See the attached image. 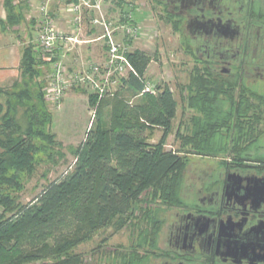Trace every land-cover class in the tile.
I'll list each match as a JSON object with an SVG mask.
<instances>
[{
	"label": "trees",
	"instance_id": "trees-1",
	"mask_svg": "<svg viewBox=\"0 0 264 264\" xmlns=\"http://www.w3.org/2000/svg\"><path fill=\"white\" fill-rule=\"evenodd\" d=\"M18 5L15 0H5L11 27L21 26L26 17ZM259 7L254 0L239 12V18L264 24V9ZM164 14L173 29L181 32L180 22L168 17L166 10ZM260 47L255 60L264 67V44ZM187 53L196 59L190 85L181 87L183 101L195 111L191 119L195 131L187 137V145L192 148L188 155L222 156L221 165L264 162L259 155L263 150L259 140L264 136V94L259 90L263 84H246L244 79L253 72L251 69L249 74L243 69L241 73L218 72L206 57L199 60L190 44ZM128 57L138 76L130 75L121 90L125 86L134 101L124 96L100 101L75 170L50 183L36 199L24 205L13 193L21 188L22 174L33 172L38 162L37 154L42 149L34 138L52 145L55 136L33 127L51 115L44 99L43 71L42 79L37 77L44 67L47 73L50 71L52 60L44 59L37 44L23 46L21 81L14 85L21 88L13 98L26 104L30 125L23 130L9 113L0 122V264H85L76 249L117 218L133 215L145 193L153 190L155 198L172 208L185 202L182 191L188 159L166 152L162 143L149 144L144 136L155 128L168 131L178 102L166 85L157 88L156 96L142 95V78L152 56L135 50ZM38 100L47 112H37ZM96 102L97 97L90 94L89 103ZM154 224L161 232L164 222L158 219ZM159 254L152 256L162 259L167 251ZM136 260L128 263L135 264ZM141 263L142 258L137 264Z\"/></svg>",
	"mask_w": 264,
	"mask_h": 264
},
{
	"label": "rangeland",
	"instance_id": "rangeland-1",
	"mask_svg": "<svg viewBox=\"0 0 264 264\" xmlns=\"http://www.w3.org/2000/svg\"><path fill=\"white\" fill-rule=\"evenodd\" d=\"M27 1L30 4L38 5L39 3L38 0ZM121 1H108L105 4V10L108 16L116 17L118 16L117 11L122 10L124 4L128 3L134 7L133 12L143 32L142 36L138 37L137 41L132 42L129 48L130 51L138 49L152 56L145 76L142 78L152 88L150 94L156 96L158 93L157 88L166 85L171 89L178 102L176 117L169 130L155 128L147 130L144 136L149 144L162 143L166 152L176 153L188 159L189 165L185 173L182 191L183 198L186 201L194 194L193 192L200 181V176H204L206 173H215L219 168L218 166L221 165V158H223L222 156L209 158L192 154L188 155V151L192 150V148L187 145V137L192 136L193 131H195L191 123L195 111L189 109L185 101H183L181 87L188 86L191 83L190 72L196 64V59L188 55L187 44L192 47L194 45L184 25L181 26V32L175 31L171 23L166 20L167 17L164 14L166 8L161 1L123 0V3ZM261 5L263 9L264 0H262ZM126 6L128 9L129 6ZM32 8L34 9V7ZM29 14L34 18V12L31 11ZM64 19L62 17V28L68 30L64 27ZM28 25V22L22 24L20 33L22 38L26 32L24 27L27 28ZM29 30L32 31L31 36L34 38V44H36L35 29L32 30L31 28ZM84 32V38L82 39L89 40L96 37L88 33L89 28L87 25L84 28ZM33 33H35V36ZM145 37L149 38L146 39ZM103 46L102 41L82 45L76 44L62 59V63L71 72H79L95 62L103 64L106 56V50ZM260 50L261 47L259 46ZM41 71H43V84H45L47 80L46 67L39 70L40 76L37 79H42ZM243 78H245V75H243ZM244 80L248 86L252 87L261 82L263 85L259 90L264 94V78H259L257 72L253 71ZM20 88L14 85L2 88L4 92L0 93V122L3 116L9 113L16 117L21 128L25 130L30 125L26 117V104L17 103L15 98H13L14 93L19 92ZM121 89L122 86L117 89V95L114 97L124 96L125 99L133 102L135 98H130L131 93L127 92L125 86L124 90ZM90 94L87 88H72L57 106L47 105L51 115L50 117L48 116L46 121L33 125L37 132L41 130L44 133L53 134L55 143L49 145L48 142H44L42 139L34 138L35 143L42 151H38V162L34 171L30 174H22L21 188L13 193L20 203L24 205L31 203L50 183L61 180L75 170L87 132L95 122L93 120V111L97 112L100 104L97 100L94 105H91L89 103ZM69 95H73L75 99L65 101ZM114 97H106L105 99ZM38 103L37 112H47V109L41 105L40 101ZM30 106L32 107L31 104ZM40 115L38 118L41 121ZM259 143L261 146L260 150L263 149L259 155L264 158V136L260 138ZM260 164H264V162L262 161ZM175 210L176 207L172 208L155 198L153 190H150L141 196L133 215H128L122 219L117 218L108 228L95 233L91 240L77 248L76 252L82 253L85 264H126L134 258L137 259L135 264L141 258L143 259L141 264H160L159 261L163 258H157L152 255H160L159 253H162L163 250H167V247H165L167 214L171 215ZM158 219L162 220L164 222L163 227L165 226V229L162 227L161 232H157L159 226L156 227L154 224ZM163 230L164 234L162 233ZM157 238L159 239L158 243L156 241Z\"/></svg>",
	"mask_w": 264,
	"mask_h": 264
},
{
	"label": "flooded vegetation",
	"instance_id": "flooded-vegetation-1",
	"mask_svg": "<svg viewBox=\"0 0 264 264\" xmlns=\"http://www.w3.org/2000/svg\"><path fill=\"white\" fill-rule=\"evenodd\" d=\"M159 1L188 30L199 60L206 57L222 74L251 69L264 78L256 61L264 24L238 15L254 0ZM218 167L167 214V256L160 264H264V164Z\"/></svg>",
	"mask_w": 264,
	"mask_h": 264
},
{
	"label": "built area",
	"instance_id": "built-area-1",
	"mask_svg": "<svg viewBox=\"0 0 264 264\" xmlns=\"http://www.w3.org/2000/svg\"><path fill=\"white\" fill-rule=\"evenodd\" d=\"M38 1L35 40L44 59L52 60L43 89L48 106H57L72 88H87L100 102L106 97L117 95V89L130 75L138 76L128 57L133 52L129 48L131 43L137 41L143 32L133 6L124 4L123 9L117 11L118 16L110 17L105 10V4L110 0ZM62 17L65 18L64 27L68 30L62 28ZM86 25L88 33L95 38L82 39ZM96 41H102L106 50L103 64L95 62L79 72L65 68L62 59L73 46ZM151 91L150 85L144 82L142 92ZM95 113L94 110V118Z\"/></svg>",
	"mask_w": 264,
	"mask_h": 264
},
{
	"label": "crops",
	"instance_id": "crops-1",
	"mask_svg": "<svg viewBox=\"0 0 264 264\" xmlns=\"http://www.w3.org/2000/svg\"><path fill=\"white\" fill-rule=\"evenodd\" d=\"M18 1L20 2L18 6L23 9V13L26 16L23 24L25 22L29 24L27 28L24 27L26 32L23 38L20 36L22 25L19 27H11L7 23L5 0H0V88L8 85L12 87L16 82L21 81L20 64L23 46L27 43H35L33 42V36H31L32 31L29 29H35V20L39 16L38 5L30 4L27 0H15V3H18ZM31 11L35 13L34 18L29 14ZM34 31L36 33V30ZM35 33H33L34 36ZM69 99L74 100L75 98L73 95H69L65 101Z\"/></svg>",
	"mask_w": 264,
	"mask_h": 264
}]
</instances>
